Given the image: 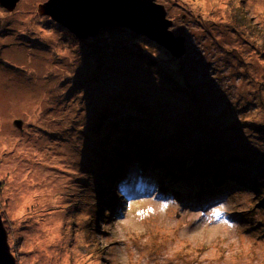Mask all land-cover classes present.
Returning a JSON list of instances; mask_svg holds the SVG:
<instances>
[{"label": "rangeland", "instance_id": "1", "mask_svg": "<svg viewBox=\"0 0 264 264\" xmlns=\"http://www.w3.org/2000/svg\"><path fill=\"white\" fill-rule=\"evenodd\" d=\"M45 1L0 7V216L16 264H264V0H154L180 58L126 28L76 39L36 13ZM206 143L236 152L230 182L248 191L168 197L196 187L176 160ZM148 173L176 176L164 189Z\"/></svg>", "mask_w": 264, "mask_h": 264}, {"label": "water", "instance_id": "2", "mask_svg": "<svg viewBox=\"0 0 264 264\" xmlns=\"http://www.w3.org/2000/svg\"><path fill=\"white\" fill-rule=\"evenodd\" d=\"M19 0H0V7L8 12ZM39 16H47L75 38L87 39L106 27H120L144 36L164 48L171 56L185 53L184 38L171 32L172 21L166 17L163 5L154 0H46L37 6ZM21 129L22 121H13ZM0 264H16L0 216Z\"/></svg>", "mask_w": 264, "mask_h": 264}, {"label": "trees", "instance_id": "3", "mask_svg": "<svg viewBox=\"0 0 264 264\" xmlns=\"http://www.w3.org/2000/svg\"><path fill=\"white\" fill-rule=\"evenodd\" d=\"M142 38H144V37H142ZM184 134L185 133H183L182 135H184ZM152 149L156 150L154 147ZM195 150L196 151H194V152H190L189 156H186L187 153L185 151H183L182 155L177 156V160H176L179 163L178 171L180 172V174L182 171L179 169H181V167L186 168L189 171V174H190L189 177L192 178L194 181H196L195 190H193L194 187H192V185H188L189 181L185 182L186 187L189 186L188 190L191 193L196 195L197 194L196 190H199L197 188L199 186L203 185V187L201 188L200 191H202V192L205 191L206 194H208L207 197H211L212 199L211 198H209V199L214 202L215 199H217V197H221L222 195H226L229 191H232V192H234L235 190L236 191H238V190H240V191L247 190L248 191V187L245 188V185L250 186V183H247L244 180H239V183L230 182L231 181L230 175H229L228 170L226 168V164H227L228 159H229L228 154L229 155H230V153L236 154V152H234V151L230 152L229 148H226V147L222 148L220 145L215 144V143L201 144ZM157 151H155V152H157ZM210 155L212 157L209 158ZM220 155H223L222 156L223 161H220L217 163L216 161L220 158H216V157L220 156ZM235 156L238 158V160L241 159V157H239L238 155H235ZM182 157H184V158L181 159ZM180 161L182 164L180 163ZM190 169L193 170L194 172L191 173ZM152 172L154 174H156L158 171L152 170ZM150 176H152V174L148 175V177L146 178L147 183H150L151 185L154 184L155 186H159L160 188L166 189L167 185H164L163 183L159 184V183L155 182V180L152 179ZM110 177L111 176L109 173V178ZM106 178L107 177L105 176V178L103 179L102 185H100V189L103 190V193H102L103 196L106 195ZM184 178L185 177L182 176L179 178V180L184 182V180H183ZM173 179H175L174 176L172 177V179H171V177H167L168 181L173 180ZM176 179H177V177H176ZM197 179H198V181H197ZM190 181H192V180H190ZM243 182H245V184ZM166 190H167L166 195L176 196V192L181 191V188L179 187V183H174L173 186H170V188L166 189ZM182 193H184V192H182ZM184 194H185V196L188 195V197L191 196L188 193H184ZM217 195H221V196H217Z\"/></svg>", "mask_w": 264, "mask_h": 264}, {"label": "bare ground", "instance_id": "4", "mask_svg": "<svg viewBox=\"0 0 264 264\" xmlns=\"http://www.w3.org/2000/svg\"><path fill=\"white\" fill-rule=\"evenodd\" d=\"M25 24L27 25V23H25ZM53 53H54V52H53ZM148 174H151V173H148ZM173 176L175 177V176H176V173H175ZM159 184H160V183H159ZM166 184L169 185L170 182L168 181V182H166ZM188 187H189V186H187L186 188L183 187V188L181 189V191L184 192V193H188V194L194 196L193 193H191V192L188 190ZM193 190H195V188H194ZM237 190H238V189H237ZM235 191H236V190H235ZM222 196H226V195H222ZM196 200H197V197H195L194 201H196ZM206 200H207V199H205L204 201H206ZM190 203L193 204V201H190Z\"/></svg>", "mask_w": 264, "mask_h": 264}, {"label": "snow or ice", "instance_id": "5", "mask_svg": "<svg viewBox=\"0 0 264 264\" xmlns=\"http://www.w3.org/2000/svg\"><path fill=\"white\" fill-rule=\"evenodd\" d=\"M220 213H219V211L217 210L216 212H215V215H219Z\"/></svg>", "mask_w": 264, "mask_h": 264}, {"label": "clouds", "instance_id": "6", "mask_svg": "<svg viewBox=\"0 0 264 264\" xmlns=\"http://www.w3.org/2000/svg\"><path fill=\"white\" fill-rule=\"evenodd\" d=\"M149 186H151V185H149ZM168 197H174V196H168ZM126 201H127V200H126ZM126 201H125V202H126Z\"/></svg>", "mask_w": 264, "mask_h": 264}]
</instances>
